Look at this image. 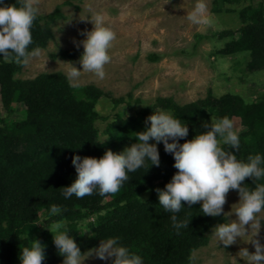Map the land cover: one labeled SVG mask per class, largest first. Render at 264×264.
<instances>
[{"label":"trees","instance_id":"obj_1","mask_svg":"<svg viewBox=\"0 0 264 264\" xmlns=\"http://www.w3.org/2000/svg\"><path fill=\"white\" fill-rule=\"evenodd\" d=\"M212 11L236 13L240 20L236 29L213 33L226 39L216 52L220 55L247 52L248 69H264V1L254 5L253 0H212ZM61 16L59 7L47 15H38L31 30L30 51L46 46L52 37L50 24ZM202 37L198 35V41ZM58 55L69 59L78 56L74 49H61ZM148 57L158 59L155 54ZM21 67L0 58V104L6 112L0 116V264H20L21 250L30 247L34 240L43 247L42 264L63 261L52 234L45 228L56 220L64 221L81 251L95 247L100 239L118 236L123 245L143 257L144 264L189 263L191 252L207 241L205 233L224 218L202 214L197 203L175 214L176 222L189 219V227L179 233L174 230L173 214L162 209L156 193L177 171L173 167L174 158L164 151L163 143L157 146L159 166L147 170L146 165L129 173V180L118 192L103 196L94 192L79 199L63 197V187L76 176L72 157L99 158L106 149L123 150L135 143L136 132L147 127V117L163 110L188 126V135L179 143L207 131L206 123L210 126L223 117L231 120L233 116L239 117L242 128L237 131L240 148L236 155L238 160L247 161L249 156L264 154V87L255 100L248 101L230 92L219 97L209 93L185 104L172 97H158L127 115L123 110L102 115L96 105L106 93L99 87L93 84L71 87L67 75L59 71L20 79L15 74ZM112 102L115 107L121 103L125 104L123 108L130 106L123 97L112 98ZM19 103L23 105L22 116L12 118ZM98 120L104 121L101 129ZM102 135L107 139L99 143ZM244 182L254 187L251 178H245ZM258 183H264V179ZM182 204L187 207L185 202ZM52 206H57L59 212L49 215ZM84 228L89 231L81 234L79 231Z\"/></svg>","mask_w":264,"mask_h":264},{"label":"clouds","instance_id":"obj_2","mask_svg":"<svg viewBox=\"0 0 264 264\" xmlns=\"http://www.w3.org/2000/svg\"><path fill=\"white\" fill-rule=\"evenodd\" d=\"M166 0L165 3H169ZM206 0H197L188 20L194 25L207 24ZM40 14L39 0H18L16 4L0 0V58L5 63L27 64L31 57L39 55L38 49L29 50L33 44L31 30ZM93 27L80 41L83 52L79 57L78 69L70 63L67 80L71 87H78L82 73H92L100 80L106 76L105 66L111 62L110 49L117 39L116 32L107 25L102 13H96L90 19ZM110 105L102 109L106 112ZM147 127L136 132L135 143L119 152L106 149L103 155L81 157L74 155L72 164L76 176L63 187L65 199L73 196L83 198L94 192L103 196L118 192L129 180V173L136 172L147 165L159 166L158 143H163L164 151L174 158L173 167L177 171L171 176L163 189H156L158 203L165 212L172 213L174 230L179 233L189 227V219L177 221L176 213L182 208H192L199 203L202 214L211 217L222 216L225 221L215 225V241L227 247L236 242L237 237L247 234L246 227L255 229V236L264 221V154L249 156L247 161L238 160L236 153L240 148L239 133L234 129L233 121L223 117L215 123H206L205 132H199L191 140L178 141L188 135L185 121L172 113L159 110L146 120ZM107 136L101 137L103 143ZM153 141L149 143V141ZM231 148L233 151H229ZM245 178H251L254 187H248ZM235 190L239 199L224 212L226 194ZM139 198V197H138ZM187 204V207L182 204ZM235 205V207H233ZM59 212L52 206L49 215ZM234 214L236 219L228 217ZM48 219V217H44ZM40 224L41 223H37ZM6 226V225H5ZM53 236V242L62 264H85L88 258L110 260V264H144L138 253L123 245L118 236L100 239L98 246L81 251L73 235H70L64 221H52L45 227ZM89 229L79 231L81 234ZM255 251H245L248 264H264V245L253 240ZM45 253L40 243L34 240L19 255L20 264H42ZM194 259V257L190 258Z\"/></svg>","mask_w":264,"mask_h":264},{"label":"rangeland","instance_id":"obj_3","mask_svg":"<svg viewBox=\"0 0 264 264\" xmlns=\"http://www.w3.org/2000/svg\"><path fill=\"white\" fill-rule=\"evenodd\" d=\"M258 1L253 0V4L256 5ZM165 2L39 0L40 16L51 13L56 7H59L62 16L50 24L52 37L46 46L37 48L39 55L23 64L15 77L28 79L42 72L58 71L67 75L70 63L79 69V57L83 52L80 41L85 38L86 32L92 30L90 19L96 13H102L107 25L117 34L110 49L111 62L105 66L106 76L103 80L92 73H82L79 84H93L106 93L96 105L102 115H112L117 110H123L127 115L158 97H172L179 104H185L204 98L209 93L219 97L230 92L248 101L255 100L263 91L264 69L249 70L247 52L231 55L216 52L224 46L226 39H219L213 33L239 27L237 14L215 13L212 11V0H206L208 23L194 25L187 17L194 10L197 0ZM198 35L203 36L199 41ZM61 49H74L78 56L75 59L61 58L58 55ZM150 54L158 55V59L150 60ZM118 97L125 98L130 106L126 109L123 108L125 104L121 103L115 107L112 98ZM109 105L110 109L102 112ZM21 109L23 105L16 104L11 117L19 119L22 116ZM5 113L0 104V116ZM232 121L236 131L242 128L239 117L233 116ZM97 126L103 128L104 121L98 120ZM238 199V193L229 190L223 211H230V206L237 203ZM228 219L234 220L236 217L232 214ZM88 220L91 218L84 220V223ZM215 225L205 233L207 241L191 252V258L194 259L187 264H248L245 251L249 254L255 251L252 241L264 245V221H261L255 236V229L245 226L247 234L237 237L236 242L227 247L216 243ZM107 262L98 258L85 260V264ZM57 264H62V261Z\"/></svg>","mask_w":264,"mask_h":264}]
</instances>
